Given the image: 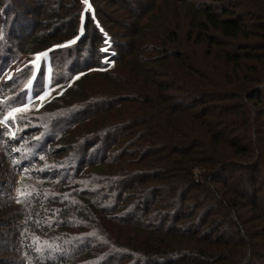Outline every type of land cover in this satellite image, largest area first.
I'll return each mask as SVG.
<instances>
[{"label":"trees","instance_id":"trees-1","mask_svg":"<svg viewBox=\"0 0 264 264\" xmlns=\"http://www.w3.org/2000/svg\"><path fill=\"white\" fill-rule=\"evenodd\" d=\"M175 1L182 8L162 22L152 15L156 22L141 28L151 40L145 54H157L142 55L139 70H131L125 87L109 98V110L122 111L111 127L120 136L110 130L105 139L113 146L123 140V152L110 155L107 145L92 160L87 154L102 136L76 156L69 141L64 161L75 156L80 163L56 168L60 179L23 172L27 185L41 179L19 204L23 231L48 223L47 209L56 205L52 217L60 209L58 218L66 220L50 223L61 231L76 211L88 223L109 222L119 231L112 249L124 248L148 264H264V0H210L219 2L217 8L203 0ZM88 16L79 41L88 29L98 31ZM93 69L83 70L65 92ZM9 141L17 145L15 138ZM48 152L39 148L34 161L56 153ZM54 171L50 166L45 173ZM92 234L81 236L88 246L97 241ZM78 247L72 254L54 249V256L34 255L46 264H73L82 253Z\"/></svg>","mask_w":264,"mask_h":264},{"label":"rangeland","instance_id":"rangeland-1","mask_svg":"<svg viewBox=\"0 0 264 264\" xmlns=\"http://www.w3.org/2000/svg\"><path fill=\"white\" fill-rule=\"evenodd\" d=\"M204 2L216 8L219 6V2ZM95 6L99 8L100 17L96 15ZM181 6L182 3L175 0H87V3L85 0H0V264H46L45 260L38 262L34 255L36 251L41 250L44 256L48 253L47 257L54 256V249H66L65 254H72L77 245L82 253L75 257L73 264H148L134 255L129 257V251L124 248L112 249L119 231L113 232L111 228L114 225L109 222H89L93 228L85 221L86 215L76 211L67 219V228L61 231L50 223L66 220L58 218L60 209L52 217L51 208L56 205L47 209L48 223H37L26 234L22 228L24 222L19 215V204L27 187H37L41 179L36 181L32 178L27 185L22 181V175L27 172L32 177L36 174L39 178H50L52 175L60 179V173L55 169L80 163L75 156L100 136L103 142L88 152L89 159L101 154L107 145L112 146L110 155L112 151L118 149L120 152L124 148L125 145H120L123 140L113 146V140L105 139L109 134L105 131L111 130L117 138L120 136L111 127L122 111L109 110V98L115 97L131 70H139L136 67L138 64L141 66L142 55L146 58L157 54L151 53L152 50L145 54L151 40L141 28L156 22H153L156 18L152 19V15L162 22L164 16H170ZM79 13H82L80 26L76 17ZM89 13L98 31L88 29L87 36L79 41L83 31L81 26ZM45 52L48 53L47 59L42 60L37 68L33 61L38 54ZM52 63L54 72L51 71ZM111 66L115 67L101 73ZM88 67H94L92 73L65 92V88L71 86ZM42 95L46 97L44 101L39 99ZM53 98L56 101L46 105ZM100 103L108 106H94ZM16 109L22 111L17 112ZM9 113L13 115L9 116ZM9 138H15L17 145H12ZM49 138L52 141L50 147ZM18 140L24 141L22 147ZM69 141L74 142L77 150L75 156L69 155L70 160L65 163L67 152L64 151L69 147ZM39 148L56 153L50 158L46 156L41 162L34 161ZM50 166L55 171L46 175L45 170ZM103 168L106 171L110 169L109 166ZM64 172L68 171L64 170L62 174ZM79 178L83 180L80 184L86 186L84 171ZM52 180L49 183L54 184L58 179ZM88 230L94 231L92 237L97 240L90 246L88 238L81 237ZM107 233L112 239L104 238L103 234ZM127 240L123 238L121 242L126 243ZM24 246L31 252L24 250ZM125 255L129 258L123 259Z\"/></svg>","mask_w":264,"mask_h":264},{"label":"snow or ice","instance_id":"snow-or-ice-1","mask_svg":"<svg viewBox=\"0 0 264 264\" xmlns=\"http://www.w3.org/2000/svg\"><path fill=\"white\" fill-rule=\"evenodd\" d=\"M85 3H87V0H85ZM88 7H89V9H90L91 5H89ZM87 10H88V9H86V11H87ZM105 51H107V49H105ZM47 56H48V53H47V52H45V53H41V54H38V55L36 56L35 60L33 61V64H34L37 68H39L40 62H41L42 60H46V59H47ZM45 98H46V97L43 96V95L39 97V99H40L41 101H44ZM15 111L19 112V111H22V109H16ZM12 115H13L12 113H9V116H12Z\"/></svg>","mask_w":264,"mask_h":264}]
</instances>
